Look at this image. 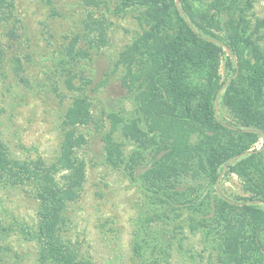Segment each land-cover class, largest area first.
Instances as JSON below:
<instances>
[{"label": "trees", "instance_id": "16d2710c", "mask_svg": "<svg viewBox=\"0 0 264 264\" xmlns=\"http://www.w3.org/2000/svg\"><path fill=\"white\" fill-rule=\"evenodd\" d=\"M196 1L117 0V14L141 11L144 31L121 54L119 65L124 69L122 86L135 96L147 128L141 129L139 120L110 114V130L101 137L105 162L133 176L145 166L149 152L154 162L140 179L154 203L193 209L207 234L222 240L221 264H264V162L257 148L261 142L264 147V19L250 16L254 0ZM13 2L0 0V30L11 20L6 16ZM85 2L97 9L102 5L99 0ZM95 13H88L82 33L62 54L59 68L70 89L76 87L78 63L108 41V21ZM15 22L5 33L9 49L19 38V20ZM7 56L0 32V68ZM145 60L150 84L139 80ZM223 63L229 73L224 82ZM15 71L20 75L21 64ZM219 99L235 123L218 117ZM93 121L89 100L75 98L62 123L61 154L52 165L14 162L0 139V187L30 186L39 203L35 226L18 227L38 243L37 264H88L65 243L61 229L67 205L80 199L86 181V163L79 154L86 142L81 128ZM116 132L137 147L130 157L116 141ZM229 174L239 178L246 196L217 194L200 200L196 188L216 186ZM11 231L13 227L0 224V236L7 238ZM144 248L137 244L135 251L142 255ZM5 250L0 246V264ZM159 262L155 258L148 264Z\"/></svg>", "mask_w": 264, "mask_h": 264}, {"label": "rangeland", "instance_id": "374dc122", "mask_svg": "<svg viewBox=\"0 0 264 264\" xmlns=\"http://www.w3.org/2000/svg\"><path fill=\"white\" fill-rule=\"evenodd\" d=\"M99 1L100 9L87 6L85 0H14L12 13L6 16L11 20L0 30L8 52L0 68V139L14 162L57 163L66 113L75 98H87L94 121L81 128L86 142L79 150L87 177L80 199L66 207L61 229L65 243L88 264H148L155 258L160 264H221L218 245L222 240L207 234L193 209L158 205L143 188L140 176L154 162L149 152L145 166L133 176L105 162L101 137L110 130V114L139 120L141 129L147 128L135 96L122 86L124 69L119 65L121 54L141 35L144 26L139 21L140 10L117 14V0ZM206 1L196 2L204 5ZM89 12L106 17L108 41L102 49L90 50V56L78 63L73 74L76 87L70 89L59 64L64 48L82 33ZM249 14L254 20L264 19V0H254ZM16 20L19 38L9 49L5 33L16 26ZM81 46L86 48L84 43ZM17 63L22 66L20 75L15 71ZM144 65L139 80L150 84L149 61ZM220 74L226 81L229 73L224 63ZM216 107L222 121L236 122L221 99ZM114 137L127 158L137 149L119 132ZM257 148L264 162L263 142ZM202 184L196 188L200 189V200L217 194L229 198L247 195L235 174L223 177L216 186ZM38 206L30 186L0 187V224L14 229L7 238L0 236V246L6 249L2 253L4 264H37L38 243L25 237L18 227L25 224L31 230L35 226ZM137 244L145 247L142 255L135 251Z\"/></svg>", "mask_w": 264, "mask_h": 264}]
</instances>
